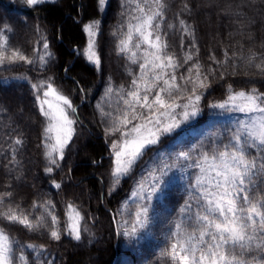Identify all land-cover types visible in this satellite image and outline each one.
Listing matches in <instances>:
<instances>
[{
	"label": "snow or ice",
	"instance_id": "6c2138e0",
	"mask_svg": "<svg viewBox=\"0 0 264 264\" xmlns=\"http://www.w3.org/2000/svg\"><path fill=\"white\" fill-rule=\"evenodd\" d=\"M45 2L25 0L30 7ZM97 3L103 9L106 0ZM124 6L128 19L118 30L116 50L137 69H129L131 80L127 87L107 88L105 100L116 98L114 111L97 105L106 125V137H114L109 144L112 190L124 178H132L137 168L142 169L130 193L134 209L127 203L120 209L122 214L134 211V219L130 226H125L129 225L127 219L122 221L120 234L138 242L142 233L149 232L154 201H163L178 178L183 182L182 203L175 217L165 224L157 264H264V92L254 87L234 90L229 85L222 100H209L206 107L213 115L239 114L243 118L186 148L177 145L169 149L166 138L171 143L178 130L203 114L205 95L212 83L210 76L215 72L204 70L196 59L198 49L195 53L186 50L183 57L170 51L168 30L177 25L165 23L166 0H124ZM177 19L182 40L187 36L196 47L194 29L185 20ZM11 31L10 26H0V68L17 63L46 68L52 59L46 37H40L41 47L34 48V55L29 56L11 43ZM84 31L89 38L84 55L99 68L101 58L94 39L99 34L98 22L86 25ZM41 50L42 54L35 55ZM235 55L225 51L224 60H216L214 55L210 59L216 64H228ZM240 59L264 73V59L256 63L255 53ZM185 65L188 67L181 72ZM29 83L44 122V173L52 188L60 191L62 183L55 172L77 134V107L52 78ZM23 145L24 140L16 136L9 146L11 163L17 166V153ZM149 155L150 159L145 160ZM65 217L61 228L50 199L34 200L31 209L25 210L14 202L11 191L0 192V264H30L25 249L34 256L31 264H54L46 245H22L10 235L7 226L42 233L55 242L63 235L79 242L87 230L85 215L69 202Z\"/></svg>",
	"mask_w": 264,
	"mask_h": 264
},
{
	"label": "trees",
	"instance_id": "16d2710c",
	"mask_svg": "<svg viewBox=\"0 0 264 264\" xmlns=\"http://www.w3.org/2000/svg\"><path fill=\"white\" fill-rule=\"evenodd\" d=\"M166 3L165 23L177 25L168 30L170 51L183 57L186 50L195 53L198 49L196 59L204 70L215 72L210 76L212 83L205 95L203 114L178 130L171 143H167L169 138H166L169 149L178 145L180 139L188 138L186 148L210 132L228 128L229 118H212L206 104L209 100H222L229 85L234 90L254 87L264 92V73L240 59L252 53L257 56L256 63L264 59V0H166ZM6 14L16 15L18 29L38 25L47 36L52 59L37 74L20 64L0 68V180L8 174L18 180L17 191L24 198L28 197V202H32L36 194L47 195L55 204L59 217L65 216V204L74 203L85 215L84 228L87 229L79 242L68 235H63L59 242L51 241L45 234L31 233L18 225H11L12 231L26 244L46 245L54 264H157L165 224L175 217L182 203L183 182L177 178L166 198L153 203L150 228L159 226L163 234L143 243L139 253L135 248V255L129 249H122L118 214L123 200L130 196L141 168L136 169L132 178H124L111 193L109 144L114 137H106V125L97 109L100 104L106 111H114L116 98L105 100L107 88L109 85L127 87L131 80L129 69L134 72L137 69L116 50L118 30L128 19L124 0H108L103 9L98 7L97 0H55L40 6L37 11L21 9L18 2L12 0H0V20ZM177 17L194 29L196 47H192L193 41L189 37L184 36L182 40ZM94 22L99 24L96 44L101 58L99 68L89 63L84 55L88 43L84 28ZM225 51L229 56L236 54L228 64H216L210 59L214 55L216 60H224ZM187 67L185 65L180 71L184 72ZM20 75L24 80H12ZM28 76L52 78L56 84L68 89L77 107L79 121L75 140L55 172L57 181L62 183L60 191L52 188L44 173L47 165L41 147L44 122L30 87L29 81H33ZM198 129L203 131L202 135L194 133ZM16 136L24 140L16 157L19 166L11 163L9 147ZM150 155L145 160H149ZM13 169L18 170V175L13 176ZM33 260L31 254L30 264Z\"/></svg>",
	"mask_w": 264,
	"mask_h": 264
},
{
	"label": "rangeland",
	"instance_id": "374dc122",
	"mask_svg": "<svg viewBox=\"0 0 264 264\" xmlns=\"http://www.w3.org/2000/svg\"><path fill=\"white\" fill-rule=\"evenodd\" d=\"M12 1L14 3H17L18 2L19 8H21V9H24V10H32V11H35L36 10L37 11L40 6H42V5H44L45 3H48V2H53L55 0H46L45 3L39 5L38 7H30V6H28L25 3V0H12ZM107 1L108 0H106V4H107ZM106 4H105V6H106ZM18 24H19V21L16 19V15H12V14H6L5 17H3L0 20V26L7 25V26H10L12 28V31L8 33V35L11 38V43H13V45L16 46V47H19L25 54H27L29 56H32V55H34L33 49L34 48H40L41 47L42 41L40 40V37L41 36H44L47 39V36L38 27V25H32L30 28H25V30H21V29H18L19 28ZM88 39L89 38H87V42H88ZM94 39H95V43L97 44V36ZM47 41H48V39H47ZM86 49H87V47H86ZM50 51H51V49H50ZM40 54H42V50H41V52L35 53V55H40ZM17 64H20V65H22V66H24L26 68H30L32 71L36 72V74H37V72H40V71H42V70L45 69V68L44 69H41L39 67V65H36V64H34V65H28V64H25V63H17ZM17 64H14V65H17ZM28 77L33 81L32 83H35V82H38L39 80H43V79L48 78V77H41V76H35V77L28 76ZM12 80L13 81H20V80H24V78H23L22 75H20V76H17L15 78H13ZM56 86L65 95H68L70 97V94L68 92V89H64L58 83L56 84ZM211 116H212V118H214V117L215 118H220V117H224L225 115H213L212 114ZM226 117L229 118V121L227 122V127H230L232 121H234L235 119L239 118L236 115H231V116H226ZM241 118H243V117H241ZM188 125H186V126H188ZM194 133H198L199 135H202L203 134V131H200V129H198ZM74 140H75V137L73 138V142H74ZM188 140H189L188 138H186V139H180L178 141V145L179 146H182V147H185L187 145V143H188ZM176 146L177 145H173L172 148H175ZM74 147L78 150V148L76 146H74ZM141 173H142V169L140 171V174ZM16 175H18V170L13 169V176H16ZM17 182H18V180L16 181L14 179V177L9 176V174H8L7 176H5L4 180H0V192L11 191L13 193V200H14V202L17 203V204H19L25 210H30L31 209V204H32V202L34 200H36V201H42V200L49 199L47 197V195H44V194H36L35 197H34V199H33V201L32 202H28V197H25L24 198V195L18 193L17 190H18V183L19 182L18 183ZM111 186H112V184H111ZM118 187H119V185L116 186L115 190ZM115 190H112L111 193L114 192ZM169 193H170V191H169ZM125 203H127L131 209H134L135 202H133L131 200L130 196H128L127 198H125L123 200L120 209L122 208V206ZM65 210H66V204H65ZM39 211L40 210L37 209V213ZM34 215H35V213H34ZM59 218H60L61 225L64 226L66 217L64 216V218L63 217H59ZM125 219H127L129 221V225H125V226H130L131 222L134 219V211L128 212V213H123L122 214L120 212V210H119L118 220L120 222L119 223L120 228H121L122 221L125 220ZM7 230L9 231V233H10L11 236H13L16 240H18L20 242V244L26 245V243H24L23 241H21V239L19 238V236L12 231L11 226H7ZM157 234H163V229H161L159 226L158 227H151L149 229V232L142 233L141 234V238H140V240L138 242L135 241V240L129 241L127 238L122 237V249H124V248L129 249L135 255V248L138 249L137 251L139 253V247L143 243H147V242H149L150 239H153L152 237H156L155 235H157ZM31 254H32L31 253V250L25 249V255L28 257L29 260H30V255Z\"/></svg>",
	"mask_w": 264,
	"mask_h": 264
},
{
	"label": "water",
	"instance_id": "95a60500",
	"mask_svg": "<svg viewBox=\"0 0 264 264\" xmlns=\"http://www.w3.org/2000/svg\"><path fill=\"white\" fill-rule=\"evenodd\" d=\"M74 52L76 53V56L79 55V52H78V49L77 48L74 49Z\"/></svg>",
	"mask_w": 264,
	"mask_h": 264
}]
</instances>
